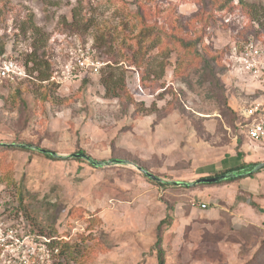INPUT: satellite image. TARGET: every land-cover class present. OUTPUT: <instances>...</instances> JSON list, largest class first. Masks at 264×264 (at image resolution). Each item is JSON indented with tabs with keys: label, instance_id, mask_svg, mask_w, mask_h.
<instances>
[{
	"label": "rangeland",
	"instance_id": "obj_1",
	"mask_svg": "<svg viewBox=\"0 0 264 264\" xmlns=\"http://www.w3.org/2000/svg\"><path fill=\"white\" fill-rule=\"evenodd\" d=\"M213 1L0 0V47L27 73L0 77V143L62 155L0 145V223L18 238L0 264H157L151 248L167 215L166 264H264V218L236 222L221 193L172 185L196 179L206 149H264L247 136L264 114V69H241L255 48L264 67V0ZM173 29L217 58L224 91L198 59L186 81L175 75ZM82 56L99 71L71 76ZM80 152L110 164L68 156ZM204 200L221 218L196 210Z\"/></svg>",
	"mask_w": 264,
	"mask_h": 264
},
{
	"label": "crops",
	"instance_id": "obj_2",
	"mask_svg": "<svg viewBox=\"0 0 264 264\" xmlns=\"http://www.w3.org/2000/svg\"><path fill=\"white\" fill-rule=\"evenodd\" d=\"M256 143H264V141ZM205 151L204 158L206 161L195 164L198 172L194 181L226 173H233V176L218 182L208 183L192 184L194 181L191 180L186 182L184 186H206L212 192L221 193L224 200L220 201L221 210L227 212L226 205L235 206V211L230 214L234 216L236 222L239 221L240 216L243 218L240 219L242 224L245 225L261 222L262 219L260 218H264V149H248L243 145L241 149H217L216 151L206 149ZM172 185L179 186L181 184L173 183ZM207 189L200 192H206ZM246 195L248 197L244 199ZM203 203L207 206L202 209L200 207ZM201 204L196 210L204 211L203 213L208 218H221L219 208L207 209L208 203L205 200ZM243 205L245 206L243 207ZM240 213L242 214L240 215Z\"/></svg>",
	"mask_w": 264,
	"mask_h": 264
},
{
	"label": "trees",
	"instance_id": "obj_3",
	"mask_svg": "<svg viewBox=\"0 0 264 264\" xmlns=\"http://www.w3.org/2000/svg\"><path fill=\"white\" fill-rule=\"evenodd\" d=\"M138 2V0H135V2ZM210 2H215L213 0H209ZM224 1V0H223ZM218 2L219 5H223L225 2L231 1V0H225L224 3L222 4V2ZM241 1V0H240ZM140 7H142V4H138V11H137V16L141 17V19H143V15L140 13ZM143 27H147L146 24L143 25ZM170 38L169 41L172 42L174 41V43L176 45H178L181 48V51L179 53V57L180 59L177 61V65L175 68V75L180 77V78H184L183 80H187V74H186V68L190 67V66H194L196 63L194 62L196 59L200 60L201 63H204L205 67H206V72L203 76L204 80L207 79H211L216 87H219V89L221 91H224V85L221 81V78L219 77V75L217 74V66L215 65L214 62H216L217 58L216 57H212L208 52L204 51L201 47H200V41H193L191 40L188 36H185L184 34H181L178 31H174V29L172 30V32L167 34ZM168 42V43H170ZM193 49V50H191ZM5 46L2 45L0 47V56L5 54ZM198 66L195 65L194 68H197ZM20 93V92H19ZM20 95V94H19ZM21 97V96H20ZM47 98V95H46ZM131 99V98H130ZM133 100V99H131ZM225 103L227 104V107L231 109V107L228 105V103L225 101ZM233 109H231L232 111ZM24 150H30V149H25ZM45 157L48 158H52V159H56L55 157H53L50 154H42ZM76 160L78 161H82L80 158H76ZM245 166V165H243ZM239 168V167H238ZM159 184L162 185H167L168 183H162L160 182ZM18 194L20 195V198L23 199L24 198V192L22 189H20L18 191ZM45 203L48 204H53L51 201L50 202H46ZM55 204V203H54ZM56 205V204H55ZM54 205V206H55ZM51 206V205H50ZM50 206H47V210L48 212H50V210L53 207L50 208ZM170 208L173 209V207L170 205L168 211L170 210ZM169 214V213H168ZM56 214H54L53 216L55 217ZM167 217L162 219L160 221V223L157 226V239L156 242L154 243V245L152 246V250L156 253L157 256V264H166V249L164 247V242H163V225L165 224V222H167ZM56 219V218H55Z\"/></svg>",
	"mask_w": 264,
	"mask_h": 264
},
{
	"label": "built area",
	"instance_id": "obj_4",
	"mask_svg": "<svg viewBox=\"0 0 264 264\" xmlns=\"http://www.w3.org/2000/svg\"><path fill=\"white\" fill-rule=\"evenodd\" d=\"M250 53L242 57L241 69L245 72H249L251 74L259 76L258 74L264 69V67L262 66V68H260L256 65L255 59L258 56V49H254L252 56L250 55ZM6 56V54L0 56V77L5 79H15V77H27V73L23 69H21L19 64H17L14 60L7 59ZM81 58L82 60H79V64H72L67 70V72L71 76L76 74L75 71L81 72L82 70L88 67H91V69H94V71H99L98 68L100 66V63L98 61H94L89 57L82 56ZM260 106L261 104H256L255 107L251 108L248 111V116H253L254 113H257L259 111ZM247 134L249 138L255 142L264 141V114L258 116L257 119H253L248 124ZM206 206L207 205L205 203L201 204L202 208H206ZM15 231L16 230L13 227L3 228V224L0 223V249L2 247L8 246L10 244L9 242H12L14 239H18L17 236H15ZM5 236H8V238H4Z\"/></svg>",
	"mask_w": 264,
	"mask_h": 264
},
{
	"label": "water",
	"instance_id": "obj_5",
	"mask_svg": "<svg viewBox=\"0 0 264 264\" xmlns=\"http://www.w3.org/2000/svg\"><path fill=\"white\" fill-rule=\"evenodd\" d=\"M0 145H20L21 147H24V148L36 149V150L40 151L41 153L50 154L53 157H60V156H62V155L57 154L56 152H54L52 150L45 149V148H40V147H35V146H32V145H27V144H7V143H0ZM68 156L75 157V158H83V159L87 160L89 163H91L94 166L109 165L110 164V161H103V162L102 161H98V160H95L94 158H92L90 155H87L86 153H81V152L80 153H74V154H71V155H68ZM113 161L116 162V163H118V164L125 163V161L120 160V159H115ZM138 168H139V170L142 173H144L151 180H154V181H157V182H162V183H170V182H167V181L163 180L158 175H156V174H154V173L146 170L145 168H143L141 166H138ZM231 176H233V173H226V174L218 175V176H215V177L201 178L199 180L194 181V183H192V184L201 183V182H203V183L218 182L220 180L229 178ZM173 183H176V184L178 183V184H181V185H185L186 184V182H179V181H173ZM189 184H191V183H189Z\"/></svg>",
	"mask_w": 264,
	"mask_h": 264
}]
</instances>
